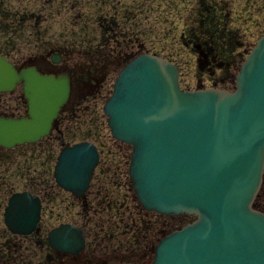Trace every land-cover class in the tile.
<instances>
[{
	"label": "water",
	"instance_id": "1",
	"mask_svg": "<svg viewBox=\"0 0 264 264\" xmlns=\"http://www.w3.org/2000/svg\"><path fill=\"white\" fill-rule=\"evenodd\" d=\"M63 76L16 69L0 55V91L23 81L27 115H0V144L32 142L49 132L68 97ZM104 112L114 137L131 144L129 174L148 209L196 218L161 237L151 264H264V212L252 205L264 169V34L242 63L236 87L181 89L176 66L142 53L119 71ZM99 152L91 141L63 147L56 181L74 194L88 186ZM40 200L14 192L5 223L36 228ZM52 247L76 253L84 232L61 222Z\"/></svg>",
	"mask_w": 264,
	"mask_h": 264
},
{
	"label": "rangeland",
	"instance_id": "2",
	"mask_svg": "<svg viewBox=\"0 0 264 264\" xmlns=\"http://www.w3.org/2000/svg\"><path fill=\"white\" fill-rule=\"evenodd\" d=\"M4 5L12 9L19 6L21 11L24 10V7L29 10L33 9L36 15H41L40 24L50 22L48 29H36L35 41L42 38L50 39L48 42L53 43V39L56 37L64 35L70 39L74 31H80L82 34H87L92 40L78 46L79 49L74 51V55L82 57L80 55H98L108 52L115 55L116 62L114 75L107 78L104 84L105 92H102L103 96L97 100V105L94 108L79 110L75 115L69 117L70 119H64L61 116L59 127L52 130L50 136H46L42 140L17 145L12 149L0 147V175L5 174L6 178L12 180L13 183V187L5 189L0 200V226L5 228L2 212L6 196L14 190H21L25 187L24 183L31 180L32 177L36 181L39 178L41 181H47L54 185L50 195L51 199L47 200L44 197L45 202H50L49 205H51L50 210L49 205L45 204L43 211L42 223L45 229H49L61 221H72L78 225L84 223L81 202L79 200V203L73 202V195L59 188L53 179L56 155L66 142L73 143L82 138L96 139L101 151L100 164L109 165L111 168H115L117 164L118 174L114 178L125 177V173L128 175L127 153L130 152L131 147L127 142L115 139L111 135L103 105L112 91V84L119 69L129 62L136 53L138 54L136 51H140V43L143 44L144 52H156L165 57L169 56L168 58L178 65L182 88L192 89L197 86L213 85L230 89L236 86L235 75L239 71L240 63L257 38L264 33V0H4ZM214 5L223 9L220 10L223 19L216 16L217 20H214V17L206 16ZM204 6L209 10L204 9ZM40 7L43 9L42 12H39ZM45 10L49 12H45ZM77 15L79 17L74 22L69 21L68 17ZM102 17L110 24L112 21H116L114 29L116 33H119L117 38L120 40V44H117V39H115V43L112 45L113 49L110 48L111 50L106 51L96 48L97 41H101V37L108 35L106 32L102 33V26L99 24ZM67 22L71 23V26H75L69 29L66 27ZM212 24L218 30L210 31ZM22 28L19 31H24V27ZM190 31L195 35L193 38L199 41L187 40ZM213 34L214 36H212ZM6 37H8L7 33L1 31L0 39L3 40ZM128 38L132 40L126 41L127 44H125L124 39L128 40ZM228 38L237 41L230 51H227V48L230 47L231 41L229 44L224 42L228 41ZM3 42L5 41H0V45ZM15 42L18 47L30 50V55L41 53L39 51L49 46L47 43L40 47L33 46L34 41ZM196 46H199L207 57L200 54ZM125 52L130 53V57L126 58L128 61H121L122 63L119 64L120 57L117 60V56L120 53L123 56ZM17 86L19 88V83ZM4 97L3 99H5ZM20 112H24L22 107L16 113ZM64 114L67 113L64 112ZM59 129L62 130V136L56 138V135H60ZM97 173L99 172L96 168L94 177ZM32 190L37 192L35 188ZM132 192H134L133 188ZM60 198H65L75 205L59 202ZM256 204L264 209L263 201ZM65 208L68 210H64ZM59 211H62L63 215L57 214ZM155 214H150V217L160 221L173 220L170 215ZM108 215L107 212L99 213L100 224L106 223L105 219L109 217ZM176 218L187 219V216H175V220L178 221ZM92 224L91 221L90 224H87L90 228L89 239L94 236ZM99 228L100 225L94 227V231L97 230V234L100 233V236L98 235V238L92 243L94 246L102 248L103 251L109 252L114 257L120 252L118 249H121L124 254L131 253L132 259L137 258L136 264H145L143 260L138 261L141 251L137 249L138 245L134 240L128 242L124 238L132 234L133 230L129 228L128 231L120 233L122 236L119 235L116 240H103L101 239L102 231L98 230ZM119 243L125 247L129 246V248H118ZM111 259L112 263L120 264L117 257H111Z\"/></svg>",
	"mask_w": 264,
	"mask_h": 264
},
{
	"label": "flooded vegetation",
	"instance_id": "3",
	"mask_svg": "<svg viewBox=\"0 0 264 264\" xmlns=\"http://www.w3.org/2000/svg\"><path fill=\"white\" fill-rule=\"evenodd\" d=\"M42 10L43 9L40 7L39 12H42ZM45 12L49 11L45 10ZM73 17H68L69 21L74 22L79 15ZM40 19L41 15H36L33 9L29 10L24 7V10L21 11L19 6L12 9L4 5V0H0V32L3 31L7 33L8 36L3 40L0 39V41H5L0 45V54L17 66H26L31 63L37 66L41 72L52 73L54 75L65 74L67 76L69 86L71 87L69 88L73 96L66 103L62 111V113H67L63 114L62 117L64 119L75 115L79 110L94 108L97 105V100L103 96L102 92H105L106 86L104 87V84L107 78L112 77L116 70L115 55L108 52L98 55H80L82 57L74 55V51L79 49L78 46L86 43V41L92 40L87 34H82L80 31H74L70 39L66 38L64 35L56 37L53 39V43L48 42L50 39L47 40L42 38H38V40L35 41L36 29H48L50 26V22L40 24ZM65 19L67 20V17H65ZM101 19L102 21H100L99 24L102 26V33L106 32L108 35H104L105 37H101V41H97L96 48L100 51L111 50L110 48H112L113 43H115V39H117V44H120V40L117 38L119 33H116L114 29L116 21L114 20L112 24H110L103 17ZM193 20L194 18L192 21ZM74 26L75 25L71 26L69 22L66 23V27L69 29ZM22 27H24V31H19ZM194 36L193 32L190 31L187 40L199 41L194 39ZM21 40L34 41L32 45L38 47L47 43L50 47L47 46L43 48L39 51L41 53L30 55V50L18 47L15 42ZM124 40L125 44H127L126 41L132 39L128 38V40ZM139 46H141V48L139 47L140 51L136 52H144L143 44L140 43ZM145 50L147 51V49ZM151 53L157 54L156 52ZM199 53L207 57L202 49L199 50ZM121 55L122 53L117 56V60L120 57L118 61L119 64L122 63L121 61H127L126 58L130 57V53L128 52L123 53V56ZM168 57L169 56L165 58L169 59ZM17 87L15 86L12 90L7 92H0L1 113L14 114L19 108H24L26 105L25 98L22 95L21 84L19 88ZM3 97L5 99H3ZM58 131L60 135H56V138L62 136V130L59 129ZM28 167L29 164L27 165V168ZM9 180L6 178L5 174L0 175V200L2 199L5 189L10 188V186L13 187L12 180ZM24 184L25 187L21 190L27 189L32 191L34 188L37 189L41 197L42 209L44 211L45 204L49 205L50 203L45 202L44 197H46L47 200L51 199L50 195L53 186L46 181L38 180L36 182L33 177ZM89 192L83 197L73 196V202H78V200L81 202L84 211L82 221H91L95 227L98 217L97 207L99 204V191L98 188L94 190L90 187ZM9 195L5 198L6 203ZM59 200V202H68L69 205H75L65 200V198H60ZM5 205L2 212L3 222ZM49 208L51 210V205H49ZM64 210L68 209L65 208ZM57 214L63 215V212L59 211ZM42 218L43 213H41L38 228L27 232L12 231L5 223L6 228L0 226V264H114L112 263L111 257H117L120 264H136L135 260L137 258L132 259L130 257L131 253L124 254L123 250L118 249H127L129 248L128 246H119L117 249L120 252L115 257L109 254V252L103 251L102 248L94 246L92 243L98 238V234L88 241L89 243H85L76 253L57 250L51 246L48 240L49 229H45ZM139 257L138 261L143 260L144 263L146 262L145 254L139 255Z\"/></svg>",
	"mask_w": 264,
	"mask_h": 264
},
{
	"label": "trees",
	"instance_id": "4",
	"mask_svg": "<svg viewBox=\"0 0 264 264\" xmlns=\"http://www.w3.org/2000/svg\"><path fill=\"white\" fill-rule=\"evenodd\" d=\"M220 10L221 8H218V11ZM212 16H214L213 9L209 13V17ZM213 29L217 30L214 24H212V28L210 31H212ZM212 36H214V34ZM213 39L216 40V38L214 37ZM99 170L100 172L101 170H103L104 172L108 173L106 177L98 178V183H97L100 199L97 207L98 217H97V225L95 226V228L99 227L100 225V228L98 230L102 231L101 238L103 240H109V239L116 240L117 238H119V235L122 236L120 233L128 231L130 228V230H133L135 232L134 234L137 236L141 235V232H144L141 238H138L136 236L133 237V240L138 245V247H143L144 250H146L148 248V243H150L156 236L160 235L162 231L163 232L168 231L170 230V228L177 225V224L170 225L165 221L161 223H157L155 222V220H150L148 217H145L146 223L144 225H139L138 214L141 213L140 212L141 208L140 206H138V203L136 204V200L132 195V189L128 175H126L125 173V177L120 176L114 178L115 176H117L116 174H118L117 164L115 168H110L109 165L104 166V164L102 163L99 166ZM121 189H123V191H121ZM263 191L264 188L262 189L261 194L259 193L260 196L259 200L261 199V196L264 197V195H262ZM126 201H128L130 206L126 204L127 203ZM106 212L107 214H109L108 215L109 217L105 219L106 220L105 224L104 223L100 224L99 213L105 214ZM134 216L135 218H133ZM86 224H90V221L86 222ZM86 228L89 232L90 228L88 227V225H86ZM92 230L95 236L97 234V230L94 231L93 224H92ZM98 235H100V233ZM118 245L124 246L121 243H119Z\"/></svg>",
	"mask_w": 264,
	"mask_h": 264
},
{
	"label": "bare ground",
	"instance_id": "5",
	"mask_svg": "<svg viewBox=\"0 0 264 264\" xmlns=\"http://www.w3.org/2000/svg\"><path fill=\"white\" fill-rule=\"evenodd\" d=\"M66 83V82H65ZM70 87V86H69ZM71 88V87H70ZM72 92V91H71ZM69 95V94H68ZM1 113V112H0ZM52 123H53V121H52Z\"/></svg>",
	"mask_w": 264,
	"mask_h": 264
}]
</instances>
